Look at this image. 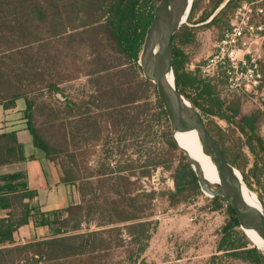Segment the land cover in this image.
<instances>
[{"label":"trees","instance_id":"obj_1","mask_svg":"<svg viewBox=\"0 0 264 264\" xmlns=\"http://www.w3.org/2000/svg\"><path fill=\"white\" fill-rule=\"evenodd\" d=\"M159 1L0 0V104L8 109L14 107L19 99L25 101V118L33 144L48 159L57 161L61 151L45 140L33 124L34 109L33 101L29 96L32 89L30 86H33L35 79L41 80L40 83H45L50 93H55L58 98L64 100L59 83L65 77L60 71L56 73L59 77L56 80L46 81L45 78L40 77L39 75H43L45 70L40 67L42 61L48 63L53 60L55 65L59 64L62 67L65 59L68 60L69 57L73 58L72 63H76L75 58L80 53L82 64L88 69L85 74L90 78L95 91L91 97L92 101L88 102L89 106L102 112L103 116H108L106 123L111 124L115 133L124 132L126 141L138 138L143 126L139 109L142 107L143 110L149 111L147 90L154 86L144 77L139 58ZM226 1L214 0L212 11L223 3L225 4L220 14H225L231 8L237 9V0ZM196 4L194 1L188 20ZM212 11L203 16L201 21L207 20ZM194 37L193 29L183 27L172 38L174 49L172 68L178 89L191 105L200 111L202 117H218L233 127L232 134L239 132L244 137L242 145L255 156L254 166L249 173L246 172L248 164L246 158H242L240 151L238 153L234 151L235 145H226V139L221 135L222 130L218 128L216 132L212 124H206L219 141L227 160L240 171L244 182L248 186H251L252 179L260 183L258 172L261 171L264 175V139L259 133V124L263 120L264 111L259 110L241 117L238 100L234 102V100L221 99L211 80L201 78L198 74L187 70L188 56L183 46L192 43ZM137 76L141 79L138 80ZM158 100L161 114L167 117L161 100ZM68 105L71 107L70 102ZM73 106L77 107L75 104ZM83 118L91 119L88 116ZM92 123L84 127L83 132L85 130L89 134L95 132L96 127ZM163 137L170 148L179 150L171 137L169 123L168 131ZM122 142L123 136L118 135L119 145ZM181 153L183 155V152ZM25 159L24 146L19 143L15 132L0 135V166ZM69 161L73 167L64 160L57 162L63 170V182L73 184L81 177L78 174L76 159L72 156ZM160 165L164 166L161 161H155L149 165H140L138 168L148 166L156 168ZM125 168L116 172L119 175H116L115 181L119 185H132L131 178L136 177L134 171L136 167L127 165ZM126 170L130 173L123 175L122 172ZM150 173L149 168L148 171L139 173V177L148 176ZM101 174L108 176L103 181L105 183L114 180L109 176L115 174L111 170ZM173 180L175 190L167 194L171 207L186 203L191 196L201 194L196 175L188 163L181 166L173 176ZM127 191L118 189L115 194L128 200L127 193L130 192ZM34 195V192L20 193L3 198L5 203L2 205L9 211L6 217L0 218V264H98L101 254L112 249L110 238L114 233L120 238L117 246L126 247L124 254L127 259L132 260V264H138L147 243L138 249L131 248L124 244L123 234L126 233L131 237L128 243L134 246L140 240L138 232L145 239H149L147 228L154 224L151 220L154 213L139 215L129 213L125 208L110 209V207H108L110 210H101L96 203H90L87 208L83 205H74L65 209L66 218L55 219L53 224L57 225V236L17 244L15 232L29 224L33 218V209L24 199L32 198ZM158 195L156 191L148 193L150 203L157 199ZM211 200L215 203V210L223 207L221 201L226 203L229 214L227 224L222 228L218 251H231L232 256L238 259L253 264H263L260 251L237 230L240 224L233 208L221 196ZM98 212L107 220L99 221L98 224L104 226L101 230L90 231L89 222L98 220V217H95L98 216ZM41 216L43 218L39 225L50 224L43 214ZM121 223L128 225L118 226ZM114 225L115 227H112ZM235 233L243 237L242 243L232 242Z\"/></svg>","mask_w":264,"mask_h":264},{"label":"rangeland","instance_id":"obj_2","mask_svg":"<svg viewBox=\"0 0 264 264\" xmlns=\"http://www.w3.org/2000/svg\"><path fill=\"white\" fill-rule=\"evenodd\" d=\"M194 1L197 3L196 8L190 19H187L186 24L181 27L191 28L195 33L194 41L183 46V50L188 56L187 70L198 74L201 78L211 79V83L221 99L234 100V102L238 100L241 117L259 110L264 111V39L262 40L263 50L260 63L261 80L256 94L230 91L217 62L218 59L208 70H202V67H205L208 61L217 54L216 45L222 39L224 32L231 28L238 7L246 0H237V9H228L225 14H220L225 3L212 11L214 0ZM211 11V16L207 20L201 21L202 17ZM252 22L255 25H264V17L253 15ZM80 56L79 53L75 58L76 63H72L73 58L71 59V57H69V61L65 59L62 67L59 64L55 65L53 60L48 63L41 62L40 67L45 70L43 75L39 76L45 78L46 81L59 79L56 74L57 71H60L61 75L65 77L59 83L64 100L58 98L55 93H50L46 84L40 83L41 80L35 79L29 92L33 101V124L45 140L61 151L57 161L64 160L66 164L73 167L69 161L73 156L78 163L80 176L83 173H86V177L95 175L96 179H93L92 182L95 181L98 184L97 187L102 184L100 195L96 197L97 201L92 200V196L87 197L88 201H94L101 210L125 208L129 213L155 214L151 219L154 224L147 228V230L149 229V239H145L138 232L140 240L134 246L128 243L131 237L126 233L123 234L124 244L131 246V248L138 249L147 243L138 264H253L250 261H243L232 256L231 251H218L222 239V228L229 219L226 203L221 201L223 207L215 210L212 197L201 191V194L191 196L186 203H181L176 207L169 205L167 194L175 190L173 176L188 161L183 154L184 159L179 150H174L165 143L163 135L168 131V123L170 124V122L167 117L161 114L158 103L160 98L155 85L153 84L154 86L147 90L149 111L143 110L142 107L139 109V111L141 110L140 116L143 126L138 138L126 141L124 132L115 133L111 124L106 123L108 116H103L102 112L91 105L89 106L88 102L92 101L91 97L95 91L90 83V78L85 74L88 69L85 64H82L83 61ZM190 64H193L194 68H190ZM214 69L218 71L217 76H212ZM137 79L140 80L141 77L137 76ZM140 94L144 93L140 92ZM68 101L73 108L69 106L70 104L68 105ZM74 104L77 107H74ZM85 116L91 117V119H84ZM203 119L206 124H212V127L216 128V132L218 128L222 130L221 135L226 139V145H235L234 151L236 153L240 151L242 158H246L248 162L246 172L249 173L254 166L255 156L246 146L242 145L244 137L239 132L232 134L233 127L218 117L204 116ZM90 123L94 124L96 131L91 134L86 130L83 132L84 127ZM84 133L86 135H83ZM259 133L264 139V117L259 124ZM118 135L123 136L121 145L118 143ZM57 161L55 162L59 164ZM155 161H161L164 166L138 168L140 165H149ZM127 165L136 167L134 170L136 177L131 178L133 180L132 185L124 186L125 191L130 192L127 193L128 200H124L115 194L117 186L114 181L100 182L98 175L101 172L105 173V171L111 170L115 174L110 177L115 178L116 175H119L116 172L119 169L124 170L123 168ZM149 168L150 175L139 177V173L146 172ZM122 173L127 175L130 171L126 170ZM258 175L261 178L260 183L254 179L251 180V186L244 183L264 207V175L261 171L258 172ZM104 178L102 177V179ZM89 182L91 181L87 180V183ZM151 191H156L159 194L152 203L147 196ZM97 214L98 216H95L98 217L97 223L107 220L101 216L100 212ZM90 222H92L90 224L91 229H97L95 222L93 220ZM123 225L125 224L119 226L124 227ZM103 227L101 226L99 230ZM237 230L245 236L240 227ZM110 239L112 249L107 253H102L97 263L132 264L133 261L127 259L124 254L126 247L117 246L120 238L114 233ZM232 242L240 244L243 242V237L235 233L232 236Z\"/></svg>","mask_w":264,"mask_h":264},{"label":"water","instance_id":"obj_3","mask_svg":"<svg viewBox=\"0 0 264 264\" xmlns=\"http://www.w3.org/2000/svg\"><path fill=\"white\" fill-rule=\"evenodd\" d=\"M187 6L188 0L159 1L146 34L139 64L144 77L156 87L170 122L173 141L185 155L196 175L201 191L212 198L223 197L235 211L240 229L243 232L246 229H251L264 240V207L259 201L262 211H257L244 201L242 185L245 183L240 171L227 160L219 141L209 131L200 111L194 108L181 94L175 82L172 68L174 52L172 38L186 24L183 23V17ZM168 71L172 75L173 85L166 77ZM191 128L197 131L204 151L214 162L220 176V183L211 184L205 179L203 174L196 171L192 167L194 161L186 150L180 147L179 142L175 138V133ZM237 174L240 175L241 179H239ZM255 248L262 254L264 264V245H257Z\"/></svg>","mask_w":264,"mask_h":264},{"label":"crops","instance_id":"obj_4","mask_svg":"<svg viewBox=\"0 0 264 264\" xmlns=\"http://www.w3.org/2000/svg\"><path fill=\"white\" fill-rule=\"evenodd\" d=\"M25 109L26 104L23 99L17 100L15 106L8 109L0 104V135L15 132L26 153L24 161L0 166V218L6 217L9 211L8 208H4L2 205L5 203L4 197L20 193H35L32 198L27 197L24 199L33 209V218L29 224L20 227L15 232L14 237L17 244L51 239L57 236V225L53 224L55 219L66 218L67 213L64 211L70 206L83 205L87 208L90 203H95L97 201L96 197L100 195L102 185L97 187L98 184L95 181L92 182L93 179H96L95 175L86 177V173H83L80 176L81 179L76 183L63 182V170L60 164L48 159L33 144L25 118ZM101 173L98 177L100 182H103L108 176ZM102 177L105 178L102 179ZM115 178L113 180L117 186L115 192L118 189L125 191V185H119ZM87 180L91 182L87 183ZM90 196L95 202L88 201L87 197L90 198ZM42 214L50 224L39 225L43 218ZM55 215H57L56 218ZM93 222L97 225V229H91L90 226V231L99 230L101 226L96 220ZM89 223L92 224V222Z\"/></svg>","mask_w":264,"mask_h":264},{"label":"built area","instance_id":"obj_5","mask_svg":"<svg viewBox=\"0 0 264 264\" xmlns=\"http://www.w3.org/2000/svg\"><path fill=\"white\" fill-rule=\"evenodd\" d=\"M253 15L264 17V0H246L238 7L231 28L224 32L216 45L217 54L202 67V70L206 71L218 59L219 67L226 78L227 88L232 92L251 94L258 92L264 25H255L252 22ZM189 66L194 68L193 64ZM215 75H218V71L214 69L212 76Z\"/></svg>","mask_w":264,"mask_h":264},{"label":"bare ground","instance_id":"obj_6","mask_svg":"<svg viewBox=\"0 0 264 264\" xmlns=\"http://www.w3.org/2000/svg\"><path fill=\"white\" fill-rule=\"evenodd\" d=\"M192 2L193 0H188V6L183 17V23L187 22L192 7ZM166 77L171 85H173V78L169 71L166 73ZM175 138L179 142L180 147L186 150L190 158L194 161L192 167L200 174H203L205 179L209 183H220V176L217 172L216 166L211 157L204 151L197 131L191 128L188 130L177 132L175 133ZM237 175L239 179H241L240 175ZM242 196L244 201L248 205H250L257 211H262V206L257 196L245 184L242 185ZM243 233L254 247H256L257 245H264L263 238L255 231L246 229Z\"/></svg>","mask_w":264,"mask_h":264}]
</instances>
